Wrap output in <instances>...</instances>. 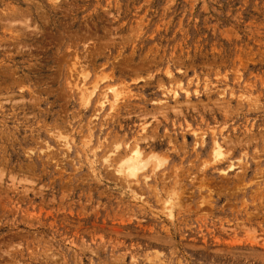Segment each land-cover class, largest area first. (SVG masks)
Instances as JSON below:
<instances>
[{
    "label": "rangeland",
    "instance_id": "1",
    "mask_svg": "<svg viewBox=\"0 0 264 264\" xmlns=\"http://www.w3.org/2000/svg\"><path fill=\"white\" fill-rule=\"evenodd\" d=\"M0 264H264V0H0Z\"/></svg>",
    "mask_w": 264,
    "mask_h": 264
},
{
    "label": "bare ground",
    "instance_id": "2",
    "mask_svg": "<svg viewBox=\"0 0 264 264\" xmlns=\"http://www.w3.org/2000/svg\"><path fill=\"white\" fill-rule=\"evenodd\" d=\"M74 65V64H73ZM76 68V67H75ZM74 68V69H75ZM77 69V68H76ZM79 71V70H78ZM168 75H169V73H167ZM78 76V75H77ZM91 83H94V82H91ZM75 84V83H74ZM77 84V83H76ZM88 86V85H87ZM86 86V84L85 83H83L82 84V86H79V87H77V90H78V93H79V95L81 96V98H82V100L83 99H85V101H86V104L87 103H89V101H90V98L92 97V95L95 93V90H96V88H97V86H96V83H94L93 85H90L91 87H90V89L88 90L87 88H89V86L87 87ZM106 89H108V88H106ZM114 89H116L115 88V86H114V88L112 87V88H110L109 87V89H108V91L109 90H111V91H113L111 94H113L111 97H110V95H109V93L108 92H106L107 90H104V91H102L103 93H102V95H103V98L102 97H100L101 99H99V98H97L96 99V101H97V103H99V110L100 109H105L106 108V106H108V110L109 111H111V110H113L114 108H117L119 105L117 104V102H116V99H117V96L118 95H120L118 92H117V89L114 91ZM183 89V91H184V94L183 95H185V94H189L188 93V90L187 89H185V88H181V90ZM175 90V89H174ZM173 90V91H174ZM119 91V90H118ZM172 91V92H173ZM168 92V91H167ZM170 92V91H169ZM121 93V92H120ZM101 95V96H102ZM172 95H173V97L172 98H174V97H176L177 95H178V92L175 90L173 93H172ZM187 96V95H186ZM120 97V99H121V96H119ZM81 98H80V100H81ZM118 100V99H117ZM160 101V100H159ZM82 102V101H81ZM107 103V104H106ZM116 104V105H115ZM118 105V106H117ZM117 106V107H116ZM98 111V110H97ZM115 111V110H114ZM106 113H108L107 111H105ZM105 112H104V114H105ZM111 114H112V112H110ZM103 114V115H104ZM102 115V116H103ZM107 115V114H106ZM143 127V126H142ZM141 128V127H140ZM142 130H143V128H142ZM140 131H141V129H140ZM148 134V133H147ZM147 134H146V136H147ZM154 134V133H153ZM151 135H152V133H151ZM117 136V135H116ZM145 135L143 136V138L144 139H146L145 137H146ZM58 137V136H57ZM115 137V136H114ZM142 138V137H141ZM60 139V138H59ZM116 139V138H115ZM143 139V140H144ZM64 140V139H63ZM138 140V139H137ZM136 140V141H137ZM231 140V139H230ZM111 141V140H110ZM136 141H133L131 144V146H126L127 147V149H125L122 153H119L120 154V156H119V154H118V156H119V159H120V162L118 161V159H117V161H116V159L114 160V165L115 164H117V163H115V161L116 162H119V164H118V166L116 167V171L118 172V173H121L122 174V176L124 175V176H127V178L129 177H132V178H135V179H137L138 178V173L141 171V170H143L144 168H145V166L146 165H148V162L149 161H152L151 163H153L157 158H156V155L158 156V154H153V152H152V155H151V157L153 158V157H155L156 159H154V161L152 160V158L150 159V151H149V154L147 155H145V154H143V152L141 151V147H140V144L139 143H137ZM140 141V140H139ZM138 141V142H139ZM65 142V141H64ZM220 141L218 140V138H214V140H213V145H212V157H213V159H215V160H220V159H222V157L224 156V152H223V150L224 149H222V145L219 143ZM68 143L69 142H66L65 144L67 145V147L69 148L70 147V145H68ZM112 143V142H111ZM117 143V142H116ZM223 143V142H222ZM84 144V143H83ZM63 146V145H62ZM123 146V145H122ZM64 147V146H63ZM115 147H117V146H115ZM46 148H47V146H46ZM111 148V147H110ZM173 148V147H172ZM109 149V148H108ZM105 152H106V149H105ZM109 152V151H108ZM118 152V151H117ZM226 152V151H225ZM64 154V153H63ZM166 155V154H165ZM230 155V154H229ZM149 156V157H148ZM160 156V155H159ZM163 156V155H162ZM162 156H160L161 157V159H162ZM105 157V156H104ZM165 157V156H164ZM163 157V158H164ZM99 158H100V156H99ZM166 158H168V157H165V159ZM150 159V160H149ZM160 159V158H159ZM225 159V158H224ZM227 159H230V158H227ZM111 160V159H110ZM164 160V159H163ZM231 160V159H230ZM104 161H107V156L104 158ZM161 161V160H160ZM159 161V162H160ZM221 161V160H220ZM219 161V162H220ZM108 162V161H107ZM156 162V161H155ZM150 163V162H149ZM150 163V164H151ZM161 163V162H160ZM216 163V162H215ZM230 162L228 161V165L227 166H229L228 168H229V170L230 169H232V163L231 164H229ZM155 165H158V160H157V164H155V163H153L152 165H151V168H153V167H155ZM161 164H159V166H160ZM207 165V164H206ZM109 166H111V165H109ZM114 167V166H113ZM161 167V166H160ZM114 169H115V167H114ZM112 170V169H111ZM224 170V169H223ZM107 171V170H106ZM113 171V170H112ZM222 171V170H221ZM221 171H219V172H221ZM151 173V172H150ZM164 173V172H163ZM121 174H119L120 176H121ZM149 174V173H148ZM161 174V173H160ZM159 174V175H160ZM219 175V174H218ZM222 175H224V174H222ZM113 176V175H112ZM139 177H144V175H141V176H139ZM145 177H149V176H145ZM221 177V176H220ZM120 178V177H119ZM123 178H125V177H123ZM115 179V178H114ZM117 179V178H116ZM122 180V179H121ZM127 182V181H126ZM131 182V181H130ZM138 182V181H137ZM120 183H121V181H120ZM155 189V188H154ZM168 201V200H167ZM168 203V202H167ZM169 203H170V201H169ZM172 205V204H171ZM171 205H169L170 206V209H171Z\"/></svg>",
    "mask_w": 264,
    "mask_h": 264
}]
</instances>
